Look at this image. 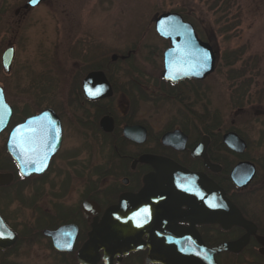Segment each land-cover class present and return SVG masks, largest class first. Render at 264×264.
I'll list each match as a JSON object with an SVG mask.
<instances>
[{"label":"rangeland","instance_id":"rangeland-1","mask_svg":"<svg viewBox=\"0 0 264 264\" xmlns=\"http://www.w3.org/2000/svg\"><path fill=\"white\" fill-rule=\"evenodd\" d=\"M27 1L0 0V62L4 49H16L11 73L0 70V84L18 111L50 106L63 117L64 142L49 174L91 176L99 167L111 173L114 145L127 155L138 151L122 143L123 122L147 126L155 139L186 112L211 124L215 156L227 168L240 159L220 149L228 131L248 142L243 156L255 161L256 91L264 94V0H45L32 9ZM167 12L181 14L213 47L217 61L206 79L175 86L164 80L170 43L157 33L155 20ZM113 54L125 58L112 61ZM96 67L109 71L116 91L93 105L72 93ZM48 82L52 91L41 92L51 88ZM103 112L117 117L114 135L98 126ZM245 195L256 203V178Z\"/></svg>","mask_w":264,"mask_h":264},{"label":"flooded vegetation","instance_id":"flooded-vegetation-1","mask_svg":"<svg viewBox=\"0 0 264 264\" xmlns=\"http://www.w3.org/2000/svg\"><path fill=\"white\" fill-rule=\"evenodd\" d=\"M19 12L20 9H17L16 14ZM6 49L1 53L0 62V70L5 72L2 58ZM11 69L7 73H11ZM95 70L100 69L91 71ZM88 73L82 79L81 87L78 85L72 95L90 103L114 97L115 86L109 79L114 87L112 97L87 98L83 81ZM78 80L77 77L72 83L77 86ZM182 81L197 80L179 82ZM167 82L170 86L179 83ZM51 83L48 82L51 88L41 89V92H51ZM0 88L12 108L7 125L0 131V176L4 180L0 182V264H165V259L171 258L172 250L187 254L178 257L181 259L208 260L211 256L206 253L208 249L237 243L247 233L249 240L243 248L215 253V260L218 264H245L246 261L248 264H264V242L260 240V237L264 238V94H257L256 91L255 161L243 156L248 147L243 152H235L222 140L220 149L240 158L225 171L227 166L224 161L214 153L213 135L209 129L211 124L197 121L192 113L186 112L188 114L181 117L182 123L162 130L155 139L147 126L126 120L121 127L122 143L133 145L138 151L127 155L119 145H114L116 163L108 167L111 173H104V169L99 167L96 174L90 176L49 174L64 142L63 117L50 106L33 113L29 106L18 111L10 101L6 87L0 84ZM27 107L29 112L25 113ZM49 109L60 118L61 137L59 149L48 160L52 131L46 127L37 130L34 125L29 131L16 136V128ZM105 115H111L115 120V129L111 133L101 128L100 120ZM103 116L98 122L99 128L105 134L114 135L120 125L117 117L109 112ZM126 125L145 127L146 140L135 142L127 139L123 134ZM205 137L209 138L207 158L222 167L217 172L206 163V158L193 155L194 149ZM16 144L29 148L27 155L30 163H47V168L40 173L24 174L20 161L10 149ZM144 156L152 158L140 160ZM156 160L170 174L158 175ZM244 161L255 165L256 173L252 180L256 178L254 205L245 195L252 182L241 189L231 177L233 168ZM177 164L191 172L201 173L202 179L214 180L223 187L230 202L246 220L253 223L254 231L248 232L240 224L225 228L208 222L203 212L213 207L212 191L203 189L204 181L192 183L187 175L176 174L174 167ZM119 206L128 212L126 215L116 213L113 219L127 226L128 237L102 238L100 227L106 224L103 221L106 212Z\"/></svg>","mask_w":264,"mask_h":264},{"label":"water","instance_id":"water-1","mask_svg":"<svg viewBox=\"0 0 264 264\" xmlns=\"http://www.w3.org/2000/svg\"><path fill=\"white\" fill-rule=\"evenodd\" d=\"M43 0H29L26 7H35L39 5ZM155 26L158 34L170 40L171 47L165 51L164 65L165 71L163 77L172 82H177L183 79H196L203 80L208 77L214 70L217 61V55L213 47L201 40L194 25L186 20L183 16L177 12H167L159 15L155 20ZM15 57L14 46L5 50L3 54V64L5 70L8 72L11 69L12 62ZM112 60L116 61L118 54L112 55ZM83 88L85 95L91 100L110 98L114 95V88L108 79L104 71L95 70L87 74L83 81ZM12 114V108L7 104L3 94V90L0 88V131L7 125L9 118ZM52 117V119H51ZM46 120V123H45ZM43 123H42V122ZM42 123V125H41ZM34 125L37 126V130H41L46 127L47 130L52 131L53 141L52 146L49 148L47 159H50L51 155H54L60 146L61 137V121L60 118L53 110H46L42 114L28 119L24 124L16 128V136L23 132L29 131ZM101 128L104 132L111 133L115 129V120L111 115H105L100 120ZM41 127V128H40ZM123 134L127 139L135 142H143L146 140L147 132L146 128L141 125L123 127ZM165 140V139H164ZM223 141L225 145L235 151L243 152L248 147L247 142L236 132L229 131L223 135ZM209 143V138L205 137L203 141L194 149V156H203L206 158V163L217 172L221 170V165L212 163L206 155V148ZM14 156L20 161L21 170L24 174L29 175L34 172H43L47 168V163L44 164H32L29 160V148L25 149L19 145H13L10 147ZM26 151V153H25ZM152 157H141L140 160L145 161ZM157 167V174L164 175L170 174L169 171L163 170L161 165L155 161ZM175 173L181 175H187L188 179L192 183L205 182L203 189L211 190L212 197L214 199L212 209L205 210L204 216L207 217L208 222L218 223L227 228L233 224H240L248 229V232H253V223L246 220L242 214L237 210L236 206L230 202L224 192V188L211 179H202L201 173H194L190 170L176 165L174 167ZM173 174L174 171H171ZM174 173V174H175ZM256 170L255 165L252 162L244 161L239 162L232 170L231 177L233 182L241 189L246 188L253 180ZM0 182H4L3 176H0ZM172 187V186H171ZM174 187H172L173 189ZM141 194V193H140ZM127 210L122 207H116L108 210L104 216L103 221L106 223L101 226V237L111 238L119 237L126 238L128 229L126 225L118 224L113 219V216L117 213L120 215H126ZM94 237V235H92ZM249 240V233H247L239 242L234 244H222L213 249H208L206 253L210 258L208 260H196V259H181L178 257L185 256V253H178L177 250L170 252L171 258L165 259V264H218L215 260V253H219L223 250L243 248ZM260 240L264 242V238L260 237ZM176 257V258H173Z\"/></svg>","mask_w":264,"mask_h":264},{"label":"trees","instance_id":"trees-1","mask_svg":"<svg viewBox=\"0 0 264 264\" xmlns=\"http://www.w3.org/2000/svg\"><path fill=\"white\" fill-rule=\"evenodd\" d=\"M102 67H96L95 69H101ZM106 73L108 74V77H109V79L112 81V79H111V76H110V74H109V71H107L106 70ZM116 91V90H115ZM102 101H97V102H91V103H93V105H98V104H100ZM104 113H106V112H103V113H101V115L102 114H104ZM118 132V131H117ZM120 132V131H119ZM107 135V134H106ZM122 140H123V138H122ZM221 140H222V138H221ZM225 171H227V167L225 168Z\"/></svg>","mask_w":264,"mask_h":264},{"label":"bare ground","instance_id":"bare-ground-1","mask_svg":"<svg viewBox=\"0 0 264 264\" xmlns=\"http://www.w3.org/2000/svg\"><path fill=\"white\" fill-rule=\"evenodd\" d=\"M39 5H40V4H39ZM39 5H38V6H39Z\"/></svg>","mask_w":264,"mask_h":264}]
</instances>
